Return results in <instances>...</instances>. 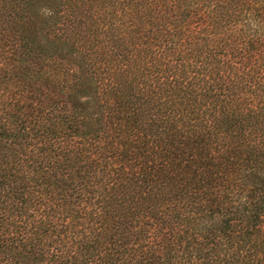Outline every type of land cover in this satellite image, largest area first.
<instances>
[{
    "label": "trees",
    "instance_id": "1",
    "mask_svg": "<svg viewBox=\"0 0 264 264\" xmlns=\"http://www.w3.org/2000/svg\"><path fill=\"white\" fill-rule=\"evenodd\" d=\"M0 264H264V0H0Z\"/></svg>",
    "mask_w": 264,
    "mask_h": 264
}]
</instances>
